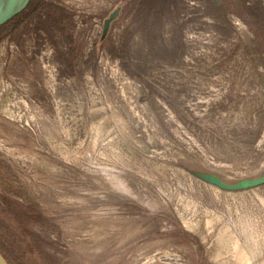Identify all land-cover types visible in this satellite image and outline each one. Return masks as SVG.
<instances>
[{
  "label": "rangeland",
  "instance_id": "rangeland-1",
  "mask_svg": "<svg viewBox=\"0 0 264 264\" xmlns=\"http://www.w3.org/2000/svg\"><path fill=\"white\" fill-rule=\"evenodd\" d=\"M194 170L264 174V0H32L0 27L5 264H230L225 224L264 258V184Z\"/></svg>",
  "mask_w": 264,
  "mask_h": 264
},
{
  "label": "water",
  "instance_id": "water-1",
  "mask_svg": "<svg viewBox=\"0 0 264 264\" xmlns=\"http://www.w3.org/2000/svg\"><path fill=\"white\" fill-rule=\"evenodd\" d=\"M32 0H0V27L7 24L31 4ZM121 7H117L104 23L103 39L108 35L113 21L119 16ZM194 174L206 182L214 184L224 190H242L260 186L264 184V174L253 178H244L236 182H227L215 173L194 170ZM0 264H5L0 257Z\"/></svg>",
  "mask_w": 264,
  "mask_h": 264
},
{
  "label": "bare ground",
  "instance_id": "bare-ground-1",
  "mask_svg": "<svg viewBox=\"0 0 264 264\" xmlns=\"http://www.w3.org/2000/svg\"><path fill=\"white\" fill-rule=\"evenodd\" d=\"M219 237L227 240V250L225 253L229 256L230 264H264L263 254L259 252V248L257 249L256 247L257 245L251 246L242 242L241 238L228 224L224 225ZM226 261L228 259H225Z\"/></svg>",
  "mask_w": 264,
  "mask_h": 264
}]
</instances>
